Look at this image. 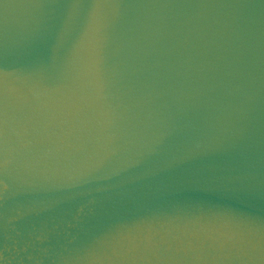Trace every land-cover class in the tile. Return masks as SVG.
I'll return each mask as SVG.
<instances>
[{"label":"water","instance_id":"1","mask_svg":"<svg viewBox=\"0 0 264 264\" xmlns=\"http://www.w3.org/2000/svg\"><path fill=\"white\" fill-rule=\"evenodd\" d=\"M0 264H264V0H0Z\"/></svg>","mask_w":264,"mask_h":264}]
</instances>
